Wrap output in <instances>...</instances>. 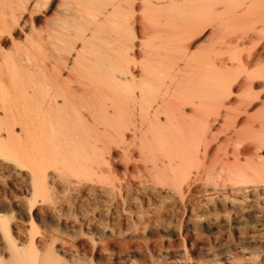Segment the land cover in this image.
Segmentation results:
<instances>
[{"label": "bare ground", "instance_id": "bare-ground-1", "mask_svg": "<svg viewBox=\"0 0 264 264\" xmlns=\"http://www.w3.org/2000/svg\"><path fill=\"white\" fill-rule=\"evenodd\" d=\"M5 1L8 7L0 6V16L6 13L16 28L27 24L23 15L40 0ZM61 5V18L54 21L53 29L44 31L43 37L42 31L29 28L20 47L25 61L22 67L30 71L24 76L10 72L7 77L0 64V117L5 118L0 119V132L6 131L13 154L0 150V156L30 170L33 200L46 196L50 169L57 179L75 178L76 187L102 178V184L122 193L126 206L137 200L133 193H144L150 184L168 186L170 205L176 214L182 211L179 220L189 221L185 230L191 231L190 219H196L190 216L199 209L200 194L205 195L208 188L202 184L205 180L223 186L220 190L243 193L246 182L254 181L264 151V95L262 102L255 104L260 97L253 92L255 80L264 79V68L250 73L258 61L263 63L264 1L61 0ZM208 27L211 38L207 45L191 52L189 41ZM246 46H250L247 51ZM260 106L261 110L250 115ZM119 163L124 167L121 176L116 170ZM214 183L211 186L215 187ZM176 203H182L180 210ZM159 209L164 213L163 207ZM154 210L147 212L148 216H141L143 210H138L140 225L145 216L146 225L155 221ZM22 214L30 219L33 232L29 210L23 209ZM5 218L0 216V233L6 244L0 251V264L68 263L54 247L66 244L65 237L47 232L36 236V232L29 234L26 244L18 245ZM180 233L174 234L183 240ZM92 235L79 233L77 240L88 238L94 243ZM99 237L103 242L105 236ZM115 242H106L104 247L116 249L108 263H93L91 253L87 259L69 254L78 257L71 258L73 263L69 258L70 262L121 264L119 256L126 245ZM85 248L80 246L82 252ZM244 252L241 256L223 254L224 261L219 264L250 263L253 255Z\"/></svg>", "mask_w": 264, "mask_h": 264}, {"label": "rangeland", "instance_id": "rangeland-1", "mask_svg": "<svg viewBox=\"0 0 264 264\" xmlns=\"http://www.w3.org/2000/svg\"><path fill=\"white\" fill-rule=\"evenodd\" d=\"M4 5L6 8L8 7L5 0H0V6H4ZM34 8L30 11L31 13L30 12L28 13L26 11L25 14L23 15V17L25 16L24 19L25 20L27 19V24L25 26L18 24V27L15 28V26L11 22L9 23L10 21L8 19L9 16L8 18H6L7 17L5 15L6 13L3 14L4 15L3 18H1L0 16V23H1L0 29L3 30L2 33H0V56H1L0 64L3 67V71H2L3 76L8 77L9 76L8 74L11 75V73L13 74V72H15L16 74H20V76H24L26 71H30L29 68H27L26 66L24 68L22 67L25 65V61L21 59L22 58L21 50L23 51V49L20 48L25 43V40H24L25 37L29 36L27 35L29 34V30H30L29 28H33L37 32H39V30L42 31V33L40 34L42 36L44 35L43 37H45L46 34L44 33V31H50L48 29H51V30L53 29L54 25L52 24H54L55 20L58 21L59 16L61 18V11H62L61 8L63 7L61 5V0H40L36 4V7ZM6 21H8L9 24L6 23ZM2 23L3 24L5 23V25H3ZM11 24L13 26H11ZM21 26H23L24 28ZM12 27L14 28L12 29ZM210 31L211 30L208 27L202 30L201 32H198L197 34H195V36L189 41L190 43L189 48L191 52L197 53L199 50H201L202 47H205L207 45L208 41L211 38ZM249 48L250 46L244 47L245 51H247ZM20 60L21 62H19ZM262 60H263L262 61L263 63H260V61H258V63L255 66H253V68L250 70V73L258 72L264 68V53H263ZM18 63L20 65H18ZM232 70H235V69L233 68ZM1 78L3 77L1 76ZM253 90H254L253 92L258 94L260 97V99H257L255 101V104L261 103L262 102L261 99H263V95H264V79L257 78L255 80V84L253 85ZM233 91L235 92L237 91V89H234ZM261 108L262 107L260 106L258 108L256 107L255 109L251 110L250 115L255 114L258 110H261ZM0 110L2 111V109ZM1 113L3 115V111L0 112V115ZM2 117H0V119ZM4 119L5 118H2V120ZM2 130H4V127ZM16 130L17 129L15 128V131ZM5 132H6L5 130L0 132L1 134L0 135V150L2 152H5L6 154H10V156H13L11 152L12 143L9 137H7ZM219 154H221V152H219ZM260 155L261 156L258 159V162H259L258 170L259 171L257 174H253V179H254L253 182L252 181H250L249 183L246 182L245 186H247V189L244 190L243 193L238 194L235 192H231L230 189H225V191L220 190L219 188L221 186L219 185L220 186L219 187L218 184L216 185L213 180L211 181L205 180L206 183L205 182L202 183V184H205L204 187L207 186L208 188L204 189V191L206 192H203V194L205 193V195L202 194L203 196H201L200 194V197L198 200H201L202 202L200 203L199 209L195 213H193L194 215L193 217L190 216V218L196 219L195 221L194 219H190L191 221L193 220L191 231L185 230L187 224H189V221L185 223H181L179 220L180 213H182V211L180 210L182 207L181 205L182 203L181 204L178 203L179 205L176 203L175 205H177L178 207L174 206L175 208H177V210L180 208L179 213L177 212L178 214H176V212L173 210L172 206L170 205L169 198L171 197V195L169 193L168 186L167 187L164 186L162 188L160 185L159 187L157 186V184H150L149 186L152 189L149 187L148 188L149 190H145L146 193L145 191L144 193L141 192L139 194L133 193L135 197H133V195L132 197L137 200L130 202V205L126 206V204H123L124 197L122 193H120L119 190H115V189L112 190L108 186L107 188L106 185L102 184L104 181L100 182L102 178L92 179L93 181L94 180L96 181L92 183H89V182L87 183V181H84L86 183L82 184L83 186L79 185V187H76L75 184H73L75 181H77L75 180V178H73L74 180L71 178L72 181L71 180L69 181L70 178L69 179L67 178L70 183L67 180H65V178L62 179L63 180L62 182L61 179L59 178L57 179L54 177L52 173L53 171H51L50 169L49 171H47V173H49L46 176L47 181L45 180L47 182V183L45 182L47 184L46 187H48L49 190L46 188L47 194L46 196L43 195L45 197L44 200L42 198L43 197L42 194L33 200L32 187L30 186L31 185L30 170L26 168H21L20 166H18L16 162L12 160H7L3 158L2 156H0V216L6 217L5 223L7 227L9 228V231H11L10 232L11 236L15 240H17L16 243L18 245L19 243L26 244L28 242L29 237L31 235H34L36 232L39 233V234H35L36 236L43 235V233L47 232L50 234L59 233L58 235L65 237L66 244L65 243L62 244L61 242V243H57L58 245L55 244L54 247L57 250L59 249L58 254L60 255L61 260H64L65 262L68 261V263L66 264H69L71 258L73 259L75 258L74 260H76V258H78L76 256L80 255L79 257H81L85 255L86 257L84 256V258L87 259L88 258L87 256H90L91 254H92V259L94 260V261L92 260L93 263L95 261H96L95 263H99V262L108 263L109 259L113 257V254H112L114 253L113 251H116V249L114 247L111 248V246H109L108 248H104V247H106V244L107 243L109 244V242L111 245H113L116 238L117 240L115 244L122 245L125 243L124 245H126L127 247L129 245L128 250L126 249L127 247L124 246L125 249L123 248L122 252L120 253L119 258L121 260L123 259L122 261L120 260L121 264H126L124 262L128 260L133 262L131 264H149L150 261H151L150 264H153V263L154 264H165V263L166 264L167 263H170V264H211V263L219 264L220 261H224V259L221 258L223 254H226L229 252V254L235 253L234 255L241 256L242 254L240 255V253H242L243 251H245L244 252L245 255L247 254L253 255V258L250 260V263L249 261L246 260L244 261L246 262L245 264H260L261 262H262L261 264H264V215H263L264 214V151L263 153L261 152ZM241 164L243 165L244 163H241ZM118 165L119 167H117L116 170L118 174L120 175L124 167H123V164L121 163H119ZM66 181L68 183H66ZM207 182H208V185H207ZM212 183H214V185L216 186L214 187L212 185L213 186L212 187L211 186ZM90 184L91 186L93 185L94 186L91 187ZM95 184L97 185V188ZM102 185H104L103 189H102ZM227 185H230V184L228 183ZM213 188L214 189L216 188V189L213 190ZM101 191L103 193L104 192L106 193L103 194ZM111 191L112 193H110ZM206 193L208 196L206 195ZM158 194L161 196H159ZM204 197H208V199ZM118 201L119 203H117ZM257 201H258V204H257ZM166 203L167 204L169 203V206ZM114 207H115V210H114ZM162 207H163L164 213L162 212V209H159ZM250 207H251V210H250ZM140 208L143 210L141 213L142 215L140 214L141 216H144L145 215L144 213H146V215L148 216L149 212H152V210L154 209L157 210L158 208L156 212L155 210L153 211L157 214L155 217L156 222L153 220V222L156 225L152 221H149L146 225V223L144 222L147 221L146 220L147 216L143 217L144 222H143V219L141 221L144 223V225L143 223H141L142 225H140L139 219L141 217L139 218V215L137 213L138 210H141ZM167 208H169L170 210ZM23 209L29 210L30 212L29 215L32 218L33 228L35 229L33 232L32 230H30L31 229L30 219L22 214ZM171 209L173 211H171ZM244 209L246 213L244 212ZM169 211L174 212V213H170ZM127 216L130 218H128ZM135 216H137L138 219ZM200 216L202 217L201 220H200ZM158 217L160 218V220L158 219ZM131 220L132 221L134 220V221L132 222ZM230 221L231 223H229ZM227 222L229 224H227ZM133 223H134V226H132ZM149 227L152 229H150ZM179 227H181V229ZM188 227L191 228L190 225H188ZM193 227L194 228L197 227V229H194ZM254 227L255 228L257 227L256 230ZM259 227L261 230L259 229ZM140 230H142L143 232H141ZM179 231L181 232L180 235L182 236V238L184 237L183 240H181V237L179 240L176 239L175 234H177ZM79 233L83 235L87 234L88 237L90 234L91 235L93 234L94 236L93 235L92 236L95 238V242L93 243L90 240H87L88 238H86L87 241L86 240L78 241L77 235H79ZM119 233L120 234L122 233V235L123 234L124 235L122 236ZM99 236H105L104 241L103 242L101 241L102 243L99 241V238H100ZM66 237L68 238V240ZM2 239L3 237L1 236V233H0V251L5 250V246H6L4 241L2 242ZM119 240H121V242H119ZM96 241H97V245H96ZM40 244L44 245V243H41V242ZM40 244H38V246ZM46 244L47 242L45 243V245ZM43 245H40L41 247L39 246V248H42ZM65 245H68V246H65ZM80 246H84V248L86 247L85 250L87 252L86 251L82 252L80 249ZM221 246L222 248H220ZM62 247L64 249H61ZM75 248H76V251H75ZM72 250L75 252H73ZM40 251L42 252L41 249ZM65 251L67 253L62 254ZM38 252H39V249H38ZM76 253L77 255L75 257L70 258L69 254H71V256H74V254ZM234 255H231V256H234ZM61 256H64V258H62ZM65 259H68V260L66 261ZM208 260L211 262H209ZM71 262L73 263L72 259H71ZM232 263L234 264L235 261Z\"/></svg>", "mask_w": 264, "mask_h": 264}]
</instances>
